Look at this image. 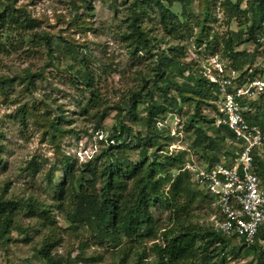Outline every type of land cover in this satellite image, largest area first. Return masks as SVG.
Listing matches in <instances>:
<instances>
[{
  "label": "trees",
  "instance_id": "obj_1",
  "mask_svg": "<svg viewBox=\"0 0 264 264\" xmlns=\"http://www.w3.org/2000/svg\"><path fill=\"white\" fill-rule=\"evenodd\" d=\"M83 1L85 7H90L87 0ZM200 1L205 4L203 11L210 17L212 0ZM216 1L214 0V5ZM244 1L247 5L245 10L242 9ZM175 3H180L183 7L184 21L172 11ZM191 3L192 0H134L127 7L124 19L127 30L121 34V38L127 43L132 55L143 53L154 64L148 74H141L138 78L139 88L131 90L120 104L113 106L118 111L116 123L114 131L108 136L109 146L103 149L102 154L79 163L61 152L57 140L66 132L63 124L69 120L58 106L47 108L43 120H40L41 114L36 113L35 106L28 108L24 105L19 109L18 117L22 124L27 126L26 115L31 112L36 120L38 119L39 125H42L43 135H48L52 143H56L55 149L62 159L51 171H61L64 181L61 184L48 182L52 197L73 225L88 228L100 244L111 243L113 247H120L125 240H142L151 234V230L146 234L144 231L154 223L153 208L163 205L171 212L172 227L163 231L161 242L152 244L151 252L154 258L149 264H214L217 261L225 262L229 254L238 255L241 252L253 254L264 263V226L255 240L247 243L237 236L224 234L212 224L201 225L194 220L195 216L190 214L192 206L197 201L210 202L211 199L205 190L194 185L190 173L185 170L189 162L185 153L169 152V140L172 138L159 126L168 113L180 112L183 106L189 105L193 112L187 118V127L194 134L192 147L196 154L200 155L207 166L218 163V156L223 153L232 158V161L226 164H234L238 149H227V141L235 142V134L228 127L217 124L218 119L222 117L216 103L217 85L182 61L186 58L184 46L171 45L152 35L151 30L144 26L145 16L151 17L150 13L156 12L159 15V24L168 33H178L182 28L186 31L190 29L187 8ZM220 6L228 16V23L245 18L242 30H229L227 36L221 40L217 36L210 39L206 26H203L196 42L203 44L206 41V49L209 52H212L213 45L220 47L223 43L224 57L230 61L229 65L241 73L240 82L250 81L259 72L255 68L248 74L255 64L254 55L245 51L238 52L236 47L244 42H253L257 49L263 47L260 39H264V0H238L235 3L232 0H222ZM76 9H79V6H76ZM77 12L73 23L83 29L85 20L79 15V11ZM9 22L27 29L38 27L36 20L26 9L0 0V30ZM37 36L51 62L58 59V55L71 59L75 85L90 95L84 112L94 119L97 127H101L106 119L108 107L101 106L96 92L91 88L94 78L87 67L82 46L66 39H63V45H54L49 34L42 33ZM157 42H165L168 48L163 49L160 54H154L153 47ZM40 77L42 75L37 72L25 71L22 81L29 93L36 83L35 79ZM87 80L88 83H84ZM5 81L8 83L6 79L0 80V83ZM262 102L264 93L252 102V111L245 112V116L250 123L264 130ZM207 106L214 110V117L210 118L204 114V108ZM127 117L134 119L133 125L125 123ZM136 124H139L142 130L135 129ZM1 148L0 143V151ZM130 149L138 150V160L132 161L125 154V151ZM255 166L256 172L264 181V161L257 152ZM51 171L48 177L52 175ZM67 200L70 204L66 210ZM50 208L33 197L15 200L1 196L0 247L9 245L13 231H24L18 223L20 214L24 212L40 219L42 225L49 229L41 248L37 250L45 264H77L74 260H64L54 253L55 248L59 246V239L55 234L56 225L50 215ZM236 241H239V244ZM127 256L128 254L125 255ZM149 258L148 254L141 252L134 264H142ZM124 260L119 264H123Z\"/></svg>",
  "mask_w": 264,
  "mask_h": 264
},
{
  "label": "rangeland",
  "instance_id": "obj_2",
  "mask_svg": "<svg viewBox=\"0 0 264 264\" xmlns=\"http://www.w3.org/2000/svg\"><path fill=\"white\" fill-rule=\"evenodd\" d=\"M4 1L13 3L17 8L26 9L36 20L38 27L27 29L9 22L0 30V80L8 81L0 83V197L15 200L33 197L47 207L50 206V215L56 225L55 234L59 239V246L55 248L54 253L64 260H74L77 264H119L125 259L123 264H134L138 254L143 252L150 258L145 259L142 264H149L154 258L151 252L152 244L161 242L163 231L172 227L171 212L163 205L154 207V223L144 231L146 234L151 230V234L140 241L125 240L120 247H113L111 243L100 244L88 228L73 225L52 197L48 182L61 184L64 181L61 171H51L62 159L55 149L56 143H52L48 135H43L42 125H39L38 119L36 120L31 112L26 115L27 126L22 124L18 117L19 109L24 105L28 108L35 106L36 113L41 114L40 120H43L47 108L58 106L69 120L63 124L66 132L57 140L61 152L79 163L102 154L103 149L109 146L108 136L114 131L116 123L118 111L113 106L120 104L131 90L139 88L138 78L141 74H148L154 64L143 53L132 55L127 43L121 38V34L127 30L124 21L127 7L134 0H87L90 7H85L83 0ZM221 1L217 0L214 5L212 0L209 17L207 12L203 11L205 4L200 0H192L187 8L190 29L186 31L182 28L178 33H168L159 24V15L156 12H151V17L145 16L144 26L159 39H164L171 45L184 46L186 58L182 61L188 63L197 73L203 74L206 68L212 69L218 62L229 64L230 61L224 57L223 43L220 47L213 45L212 52H209L206 49V41L203 44L196 42L202 27L206 26L210 39L217 36L221 40L227 36L229 30H242V24L245 22L242 17L228 23V16L220 6ZM237 1L232 0L234 3ZM76 6H79V9H76ZM246 8L244 1L242 9ZM77 11L85 20L83 29L73 23ZM172 11L181 20H185L180 3H175ZM42 33L49 34L54 45H63V39H66L82 46L87 67L94 78L91 88L96 92L101 106L108 107L106 119L101 127H97L94 119L84 112L90 95L75 85L71 59L58 55V59L51 62L37 36ZM260 40L263 47L257 49L253 42H244L236 47V51L254 55L253 67L259 72H264V39ZM165 42L154 43V54H160L163 49L168 48ZM26 70L42 75L35 79L31 93L25 89V83L22 81ZM84 83H88V80ZM261 106L264 110V102ZM192 112V108L185 105L180 112L168 113L159 126L172 138L169 140V152H183L186 160H195L201 165H207L192 147L194 134L187 127V118ZM203 112L210 118L215 116L212 107H205ZM132 120L134 121L127 117L125 123L133 125ZM134 128L142 130L139 124L134 125ZM228 148L232 151L238 149L237 144L231 140L227 141ZM125 154L132 161L138 160L136 149L127 150ZM218 158V163L232 161V158H228L224 153ZM50 171L52 175L48 177ZM69 204L67 200L66 210ZM190 212L195 216L197 223L211 225L210 219L215 209L208 200H201L192 206ZM18 223L24 231H13L9 245L0 247V264H45L37 250L41 248L49 229L42 225L40 219L24 212L20 214ZM236 243L239 244V241ZM262 244L264 246V242ZM214 264L264 263L253 254L241 252L238 255L229 254L225 262L217 261Z\"/></svg>",
  "mask_w": 264,
  "mask_h": 264
},
{
  "label": "built area",
  "instance_id": "obj_3",
  "mask_svg": "<svg viewBox=\"0 0 264 264\" xmlns=\"http://www.w3.org/2000/svg\"><path fill=\"white\" fill-rule=\"evenodd\" d=\"M208 68L203 75L218 87L216 103L222 117L217 124L234 132L236 144L243 143L237 144L231 166L224 162L207 166L191 160L185 170L194 185L205 190L211 199L215 209L210 219L212 225L228 236L250 243L264 226V181L255 166V152L264 149V130L250 123L245 112H251L252 102L264 93V72L241 83V73L229 64L218 62Z\"/></svg>",
  "mask_w": 264,
  "mask_h": 264
},
{
  "label": "crops",
  "instance_id": "obj_4",
  "mask_svg": "<svg viewBox=\"0 0 264 264\" xmlns=\"http://www.w3.org/2000/svg\"><path fill=\"white\" fill-rule=\"evenodd\" d=\"M263 153H264V149H261L257 152V155L262 159L264 157Z\"/></svg>",
  "mask_w": 264,
  "mask_h": 264
},
{
  "label": "bare ground",
  "instance_id": "obj_5",
  "mask_svg": "<svg viewBox=\"0 0 264 264\" xmlns=\"http://www.w3.org/2000/svg\"><path fill=\"white\" fill-rule=\"evenodd\" d=\"M243 143V141H239L237 144H242Z\"/></svg>",
  "mask_w": 264,
  "mask_h": 264
}]
</instances>
